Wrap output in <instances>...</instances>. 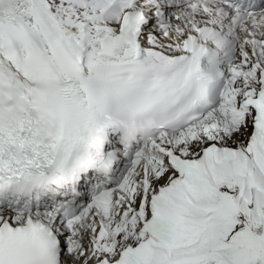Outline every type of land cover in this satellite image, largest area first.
<instances>
[{"label": "snow or ice", "instance_id": "1", "mask_svg": "<svg viewBox=\"0 0 264 264\" xmlns=\"http://www.w3.org/2000/svg\"><path fill=\"white\" fill-rule=\"evenodd\" d=\"M0 264H264V0H0Z\"/></svg>", "mask_w": 264, "mask_h": 264}]
</instances>
